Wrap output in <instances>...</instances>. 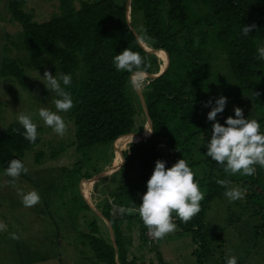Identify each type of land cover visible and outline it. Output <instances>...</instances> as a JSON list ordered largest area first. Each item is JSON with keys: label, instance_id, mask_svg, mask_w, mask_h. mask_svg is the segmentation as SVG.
Returning <instances> with one entry per match:
<instances>
[{"label": "trees", "instance_id": "16d2710c", "mask_svg": "<svg viewBox=\"0 0 264 264\" xmlns=\"http://www.w3.org/2000/svg\"><path fill=\"white\" fill-rule=\"evenodd\" d=\"M0 1L2 18L5 13L8 21L18 24L16 31L4 34L0 78L25 88L29 70L46 69L53 76L71 74L72 84L66 91L75 106L65 115L74 126L71 145L75 151L143 131L141 124L135 126L136 115L144 112L130 85V73L117 71L113 57L125 48L139 52L145 59L146 73H156L162 61L138 44L130 27L136 33L146 30L155 41L146 46L167 54L165 69L154 78L148 77L150 84L141 90L153 132L121 152L123 163L119 157L122 149L116 155L121 163L114 171L119 183L99 210L111 226L115 248L109 234L107 238L99 235L96 219L100 217L93 212L88 219L84 215L78 241L87 244L104 264H144L128 256L132 236L127 232L135 226L133 220L138 224L141 244L150 247L153 238L147 237L148 230L138 214L127 215L120 209L139 206V194L146 192L156 160L171 167L183 158L196 169L195 179L202 185L205 198L201 212L192 221L184 224L177 217L175 223L179 231L191 234L196 264H203L211 253L205 210L211 199L225 192L216 181H236L247 187L246 195L259 200L263 196L264 189L258 187V166L253 176L226 174L221 165L207 157L206 145L213 123L207 113L220 96L226 97L227 103L217 122L224 125L227 117H234V107H240L245 118L256 119L264 132V60L257 59V42L264 45V0H129V23L126 0H54L55 10L43 20H36L33 11L26 9L27 0ZM251 24L256 29L243 36L241 27ZM197 38L199 44L194 45ZM14 52L19 54L12 55ZM126 86L136 105L130 101ZM56 98L54 93L52 100ZM209 100L212 103L205 106ZM35 101L41 105L40 100ZM23 131L17 121L0 126V174L10 160L22 161L24 152L39 143V135L30 143ZM37 131H41L39 126ZM49 154L50 158L55 156V152ZM42 156L41 151L35 152L34 161Z\"/></svg>", "mask_w": 264, "mask_h": 264}, {"label": "rangeland", "instance_id": "374dc122", "mask_svg": "<svg viewBox=\"0 0 264 264\" xmlns=\"http://www.w3.org/2000/svg\"><path fill=\"white\" fill-rule=\"evenodd\" d=\"M55 7L54 0L26 2V9L33 11L36 20L46 19ZM1 12L3 13V7ZM3 14V18L0 14V60L4 56V34H11L18 29V24L8 21L7 15ZM260 45L264 46L257 42L258 48ZM18 54L19 52L12 53L16 56ZM45 70H29L25 88L0 78V101L9 105L6 107L0 102V126L12 121L18 122V115L24 113L31 114L33 121L41 129L39 143L26 150L22 157V162L28 168L27 174L20 176L16 187L0 186V222L7 225V231H0V264H104L96 259L87 244L79 243L78 233L84 229L85 216L88 219L96 211L99 212L100 209L96 207H101L109 192L119 183V176L114 172L118 167V152L114 151L115 140L110 144H98L75 151L74 145H71L74 141V126L67 119L66 113H59L68 123V131L63 137L45 126L38 116V110L45 107L55 111L52 100L54 93L49 92L41 82ZM215 76L223 84L224 80L217 71ZM130 90L126 86L130 101L136 105L135 96L128 94ZM36 99L40 100L41 105L36 103ZM140 124L143 127L142 134L146 133L147 121L144 114H137L135 117V126ZM127 138L135 141L133 137ZM131 139L122 138L117 143L118 149H122L120 152L128 148ZM37 151L43 153L38 162L34 161V153ZM51 152H55L52 158L49 157ZM108 166L110 173H104ZM258 169V187L263 190L264 168L258 166ZM192 170L196 173L195 168ZM86 172L90 175V183L88 180L79 181L87 176ZM8 179L10 178L0 174V182ZM235 186L247 188L236 181L229 185ZM17 188L25 193L38 191L41 202L31 208L24 207L17 195ZM200 188L204 191L201 184ZM262 194L261 200L249 194L244 200L234 202H229L225 195L210 200L205 210L204 224L207 227L211 253L203 264H226L229 255L237 258V264H264V191ZM142 195L140 193L139 197ZM84 197L89 202L91 200L92 209ZM86 205L89 210L85 209ZM96 220L99 235L107 238L106 223L101 218ZM133 225L135 226H131L127 232L132 236L131 245L127 248L129 257L135 256L139 263L144 264H196L193 253L196 245L189 232H182L177 228L162 240L153 239L148 247L138 239V224L135 220ZM10 233H17L20 238L13 240ZM215 236L217 240H213Z\"/></svg>", "mask_w": 264, "mask_h": 264}, {"label": "clouds", "instance_id": "9594fccd", "mask_svg": "<svg viewBox=\"0 0 264 264\" xmlns=\"http://www.w3.org/2000/svg\"><path fill=\"white\" fill-rule=\"evenodd\" d=\"M255 29V24L243 25L241 34L248 36ZM133 33L140 45L155 43L154 38L147 35L146 30ZM198 44L199 38L194 41V45ZM257 51L259 53L257 59L264 60V46L259 47ZM112 62L117 71L130 73L129 82L134 89L142 90L150 84L146 75L145 59L139 52L125 48L113 57ZM41 78L45 88L55 93L58 98L53 101L55 111L41 107L38 110V116L45 126L63 137L68 131V123L59 113H67L75 106L70 92L66 91V88L72 84V76L65 73L53 76L45 70ZM254 94L259 95L258 92ZM211 103L212 101L209 100L205 106ZM226 103L227 98L220 96L215 100V106L207 113V119L213 123L211 138L206 145V155L221 165L226 174L253 176L257 165L264 168V132H261V125L256 119L245 118L243 109L240 107H234V117H227L224 125L217 122L216 117L224 110ZM17 119L24 129L22 133L24 139L35 143L39 133L32 115L21 113ZM145 131L148 134L153 132L151 128ZM165 163L159 159L155 161L152 174L146 181V192L142 195L139 206L120 209L127 215L138 214L149 236L154 240H162L174 233L177 229L175 223L177 217L184 224L192 221L201 212V202L205 198V192L201 190L199 181L195 179V173L189 167L188 161L183 158L178 159L171 167H166ZM27 172L28 168L21 160H10L4 170V175L10 179L0 182V186L16 187L17 180ZM216 182L225 187L224 195L229 202L245 199L246 189L239 186L229 187L231 181L226 179ZM17 195L26 208L34 207L41 202V197L36 190L25 193L17 188ZM0 231H7V225L3 222H0ZM10 238L18 240L20 237L17 233H10ZM226 264H237V258L229 255Z\"/></svg>", "mask_w": 264, "mask_h": 264}, {"label": "water", "instance_id": "95a60500", "mask_svg": "<svg viewBox=\"0 0 264 264\" xmlns=\"http://www.w3.org/2000/svg\"><path fill=\"white\" fill-rule=\"evenodd\" d=\"M125 11H126V20L127 22L129 23V0H126L125 2ZM130 30L134 36V33L135 32L131 27H130ZM135 37V36H134ZM136 38V37H135ZM138 42V41H137ZM139 44V43H138ZM140 45V44H139ZM143 49H145L146 51H148L149 53H153L154 54V51H157L156 49H152V48H148V47H145L144 45H140ZM160 51H163V50H160ZM164 52V51H163ZM165 53V52H164ZM165 58H166V62H165V65L163 67H160L159 65V68H158V71L156 73H146L147 77L149 78H154L156 76H158L164 69L165 67L167 66V63H168V58H167V54L165 53ZM134 89V88H133ZM137 96H138V99H139V102H140V105H141V108L144 112V115L146 117V121H147V124H148V127L151 128V122L147 116V111H146V108H145V103H144V100H143V97H142V94H141V90H137V89H134ZM129 134V133H128ZM137 135H139V137L141 138L142 141H144L145 139H147V137L150 135V134H147V135H144L142 134V132L140 133H137ZM139 140V141H141ZM120 157H121V163H122V154L120 152ZM120 163V164H121ZM120 164L118 165V167L120 166ZM117 167V168H118ZM88 204V206L91 208V205H89L88 202H86ZM92 209V208H91ZM93 211L95 212V210L93 209ZM96 214L98 215V217H100L101 219H103V221L106 223V226H107V230H108V234H109V238L110 240L112 241V245H113V248H115V245L113 243V235H112V230H111V226L109 224V222L101 215L100 212L96 211Z\"/></svg>", "mask_w": 264, "mask_h": 264}, {"label": "bare ground", "instance_id": "6f19581e", "mask_svg": "<svg viewBox=\"0 0 264 264\" xmlns=\"http://www.w3.org/2000/svg\"><path fill=\"white\" fill-rule=\"evenodd\" d=\"M145 47H147L146 45H144ZM159 53H162V54H159ZM154 54L155 55H157V56H160L159 58L160 59H162L161 61H162V63H161V65H160V67H163L164 65H165V62H166V56H165V53L164 52H161V51H154ZM146 126H145V130H147V129H149V127H148V124H145ZM146 132V131H145ZM148 133H144V135H147ZM133 136H135V137H133L134 138V142H137V141H139V140H141V138L139 137V135H135V134H132ZM124 137V136H123ZM123 137H121L120 139H119V141L123 138ZM127 139H131V138H123V140H127ZM117 141L118 140H116L115 141V143H114V146H115V148H116V150H117V154L119 155V149H118V144H117ZM118 141V142H119ZM133 141V140H132ZM120 157V156H119ZM119 157L117 156L116 158H117V161H118V165L120 164V160H119ZM120 159H121V157H120ZM117 163V162H116ZM117 165V164H116ZM115 166V165H114ZM117 167V166H116ZM106 173H110V172H106ZM90 183V182H89ZM89 185V184H88ZM89 204H90V202H89V200H86Z\"/></svg>", "mask_w": 264, "mask_h": 264}, {"label": "crops", "instance_id": "0c3cea01", "mask_svg": "<svg viewBox=\"0 0 264 264\" xmlns=\"http://www.w3.org/2000/svg\"><path fill=\"white\" fill-rule=\"evenodd\" d=\"M120 150H121V149H119V151H120ZM114 151H115V153H116L117 150L114 149ZM112 159H113V158H112ZM111 163H112V162H111ZM110 165H111V164H110ZM110 165H109V166H110ZM109 166L107 167V170L105 169L106 171H105L104 173H106V172H110V170H109ZM114 170H115V169H114ZM112 171H113V170H112ZM113 173H114V172H113ZM113 173H112V174H113ZM88 182H89V181H88ZM84 198H85V197H84ZM85 199H86V198H85ZM85 199H84V200H85ZM86 200H87V199H86ZM86 200H85V201H86ZM97 201H98V200H97ZM86 202H87V201H86ZM94 202H96V200H94ZM90 203H91V200H90ZM91 204H92V203H91ZM89 205H90V204H89ZM92 205H93V204H92ZM91 208H92V207H91ZM96 208H99V209H100V207H96ZM118 209H119V208H115L114 210H115V211H118ZM95 214H96V213H95Z\"/></svg>", "mask_w": 264, "mask_h": 264}, {"label": "built area", "instance_id": "2783aa9c", "mask_svg": "<svg viewBox=\"0 0 264 264\" xmlns=\"http://www.w3.org/2000/svg\"><path fill=\"white\" fill-rule=\"evenodd\" d=\"M146 234H147V237H148L149 239H150V238H152V237H150V236H149V234H148V231H147V233H146Z\"/></svg>", "mask_w": 264, "mask_h": 264}]
</instances>
